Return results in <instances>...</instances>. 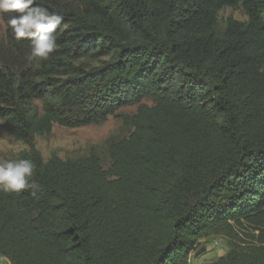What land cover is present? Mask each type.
Returning a JSON list of instances; mask_svg holds the SVG:
<instances>
[{"label":"trees","instance_id":"trees-1","mask_svg":"<svg viewBox=\"0 0 264 264\" xmlns=\"http://www.w3.org/2000/svg\"><path fill=\"white\" fill-rule=\"evenodd\" d=\"M61 18L56 47L8 21L0 121L28 147L36 189L0 191L8 264H186L200 238L243 233L214 264H264V0H34ZM240 9L245 21L223 9ZM36 103H39L37 105ZM136 107L130 115L122 109ZM120 120L126 137L44 160L37 136ZM36 191V196L31 195Z\"/></svg>","mask_w":264,"mask_h":264},{"label":"rangeland","instance_id":"rangeland-1","mask_svg":"<svg viewBox=\"0 0 264 264\" xmlns=\"http://www.w3.org/2000/svg\"><path fill=\"white\" fill-rule=\"evenodd\" d=\"M237 21H245L243 12L223 9L219 13V25L222 28L227 18ZM5 26L0 15V40L3 39ZM39 105V103H36ZM136 107L122 109L119 114H132ZM127 130L123 129L118 118L111 117L99 125H89L75 129H68L54 125L51 135L37 136L35 147L46 161L51 156L59 158L76 159L86 156L91 150L97 149L101 154L105 170L108 169L109 161L104 153V144L112 137H126ZM28 147L21 142L13 140L3 129V122L0 121V161H15L17 156ZM215 242L217 244H215ZM249 242L243 233H239L238 239H233L225 231L210 232L199 239L196 248L192 251L186 264H214L226 256L231 250H245ZM0 264H8L6 259H0Z\"/></svg>","mask_w":264,"mask_h":264},{"label":"clouds","instance_id":"clouds-1","mask_svg":"<svg viewBox=\"0 0 264 264\" xmlns=\"http://www.w3.org/2000/svg\"><path fill=\"white\" fill-rule=\"evenodd\" d=\"M34 0H0V11H14L8 23L17 38L29 37L32 41L30 59H46L56 47L54 35L61 18L47 10L34 11ZM35 165L28 159L0 161V191L19 193L24 189H36L31 181ZM31 195L36 196V191Z\"/></svg>","mask_w":264,"mask_h":264},{"label":"bare ground","instance_id":"bare-ground-1","mask_svg":"<svg viewBox=\"0 0 264 264\" xmlns=\"http://www.w3.org/2000/svg\"><path fill=\"white\" fill-rule=\"evenodd\" d=\"M215 244H217V243L215 242Z\"/></svg>","mask_w":264,"mask_h":264}]
</instances>
